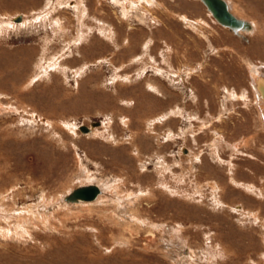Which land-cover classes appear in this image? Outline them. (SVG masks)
<instances>
[{"label": "rangeland", "instance_id": "rangeland-1", "mask_svg": "<svg viewBox=\"0 0 264 264\" xmlns=\"http://www.w3.org/2000/svg\"><path fill=\"white\" fill-rule=\"evenodd\" d=\"M223 1L0 0V264H264V0Z\"/></svg>", "mask_w": 264, "mask_h": 264}, {"label": "bare ground", "instance_id": "bare-ground-1", "mask_svg": "<svg viewBox=\"0 0 264 264\" xmlns=\"http://www.w3.org/2000/svg\"><path fill=\"white\" fill-rule=\"evenodd\" d=\"M116 1H118L119 2V4H120V6H123V4L125 3V1H128V2H130V3H133V4H139V3H141L140 1H142V0H116ZM146 1V0H145ZM147 1H150V0H147ZM144 3V2H143ZM204 3H206L205 2V0H204ZM129 4V3H128ZM207 4V3H206ZM141 5V4H140ZM144 5V4H143ZM208 5V4H207ZM209 7V6H208ZM209 9H211L210 7H209ZM216 17V16H215ZM236 17V16H235ZM234 17V18H235ZM217 19V18H216ZM238 22H239V25H237V26H234V27H242L244 24H243V21H242V23H241V21H240V18L239 19H236ZM220 22V21H219ZM221 23V22H220ZM248 23V22H247ZM222 24H225V23H222ZM227 25V24H226ZM245 25H246V22H245ZM230 26H232V25H230ZM248 27V26H247ZM250 29V28H249ZM253 69H254V71H253ZM250 73V76H251V83H252V86H253V93H254V100H255V103H256V107H257V109H258V113H259V115H260V117H261V120H262V126H263V129H264V68H261V67H259V68H256V66L255 67H251V69H250V71H249ZM250 83V84H251ZM233 96H235L234 94H233ZM237 96V95H236ZM235 96V97H236ZM238 97V96H237ZM240 97H241V99L243 100V101H246L247 102V97L248 96H246V94L245 93H243L242 95H240ZM97 192H98V189L96 188V193H95V195H94V197L96 196V194H97ZM93 197V198H94ZM75 198H78V199H80V200H91V199H93V198H91V199H82V198H79V197H75ZM86 202V201H85ZM89 203V202H88ZM149 233H150V236H152V235H154V232L152 231V230H149L148 231ZM6 236V235H5ZM149 236V237H150Z\"/></svg>", "mask_w": 264, "mask_h": 264}, {"label": "water", "instance_id": "water-1", "mask_svg": "<svg viewBox=\"0 0 264 264\" xmlns=\"http://www.w3.org/2000/svg\"><path fill=\"white\" fill-rule=\"evenodd\" d=\"M205 2L211 8L212 13L216 16L218 21L232 26L239 25V22L234 18V16L226 10L223 0H205ZM14 19L17 21L19 19V15H16ZM95 193V187L85 186L77 188L73 195L82 199H91L94 197Z\"/></svg>", "mask_w": 264, "mask_h": 264}]
</instances>
